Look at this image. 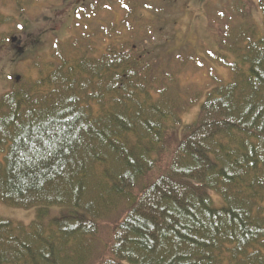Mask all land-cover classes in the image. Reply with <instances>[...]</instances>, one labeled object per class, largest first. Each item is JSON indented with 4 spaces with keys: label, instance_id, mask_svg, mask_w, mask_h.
Here are the masks:
<instances>
[{
    "label": "trees",
    "instance_id": "obj_1",
    "mask_svg": "<svg viewBox=\"0 0 264 264\" xmlns=\"http://www.w3.org/2000/svg\"><path fill=\"white\" fill-rule=\"evenodd\" d=\"M79 1L0 97V203L36 209L0 264H264V0H209L215 51L179 44L192 0Z\"/></svg>",
    "mask_w": 264,
    "mask_h": 264
},
{
    "label": "rangeland",
    "instance_id": "obj_2",
    "mask_svg": "<svg viewBox=\"0 0 264 264\" xmlns=\"http://www.w3.org/2000/svg\"><path fill=\"white\" fill-rule=\"evenodd\" d=\"M208 2L209 0H192L186 7V13L177 26L180 45L191 43L197 49L200 45L204 49L217 50L214 34L208 30ZM255 2L256 0H252L253 4ZM77 3L75 0L0 1V11L13 21L12 26L0 28V39L3 41L0 49V97L9 92L20 77L35 78L38 73L31 67L33 62L48 55L56 42L69 46L70 39L77 36L74 26ZM252 14L258 26L262 27L263 16L260 9L256 7ZM12 39H15L14 43ZM216 70L228 79L229 73L226 74L224 69L217 67ZM205 80L204 73L194 74L188 71L183 77V84H204ZM199 105L184 115L185 124L196 120ZM35 216L36 209H15L0 203V218L28 225Z\"/></svg>",
    "mask_w": 264,
    "mask_h": 264
},
{
    "label": "water",
    "instance_id": "obj_3",
    "mask_svg": "<svg viewBox=\"0 0 264 264\" xmlns=\"http://www.w3.org/2000/svg\"><path fill=\"white\" fill-rule=\"evenodd\" d=\"M12 42L14 43L15 42V39H13Z\"/></svg>",
    "mask_w": 264,
    "mask_h": 264
}]
</instances>
